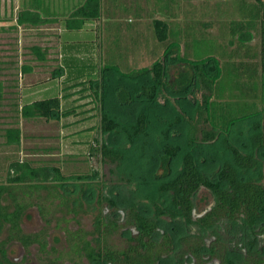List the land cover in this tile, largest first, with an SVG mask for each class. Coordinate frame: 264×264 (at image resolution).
Returning <instances> with one entry per match:
<instances>
[{
  "label": "rangeland",
  "instance_id": "obj_1",
  "mask_svg": "<svg viewBox=\"0 0 264 264\" xmlns=\"http://www.w3.org/2000/svg\"><path fill=\"white\" fill-rule=\"evenodd\" d=\"M79 1L51 0L50 12L64 15L68 10L67 4L72 7ZM239 1L100 0L101 19L86 23L82 29L70 30L65 27L64 18L36 26H17L18 13L25 4H30V0H0V79L7 77L8 83L17 84L14 88H19L20 82L25 85L28 81L34 83L41 80L34 85L35 97L61 96L65 93L64 79L68 69L63 73L59 66L65 64V56L74 53L85 58V64L93 63L84 77L89 80L85 84L89 88L84 99L77 92L62 100L64 108L88 102L78 107V114L61 116V121L43 119L41 122L23 124L24 137L19 149L7 146L0 134V183L10 184L1 202L9 205L10 209H14L13 197L32 202L25 209L17 229H11L8 223L0 225V264H56L53 260L59 264H74L63 252L67 248L66 231L78 228L95 230V218L99 213L118 223V228L110 235V243L125 247L124 234L136 231L127 223L125 208L132 199H137L140 208L156 219L153 201L162 205L169 201L167 194L158 191L160 182L167 178V170L161 165L163 145L178 144L185 150L191 124H198L200 129L211 126L205 120L209 116L207 110H204L202 117L198 114V103L204 92L198 81H194L187 90L192 97L186 93L172 92L168 85L176 83L181 77L180 57L185 54L186 37L194 41L195 57L216 56L219 62L215 61L209 66L216 68L215 73L220 68L225 69L227 62L242 63L241 80L228 83V89L233 92L230 97L232 100L256 102L262 110L264 74L260 63L259 30L250 29L249 34L245 35L250 47H241L239 35L231 34V22L240 19ZM251 1L256 3V0ZM164 22L168 23L172 33L167 41L160 42L155 35V28ZM173 39L180 40V51L165 57L166 47ZM63 44L67 46L65 49L68 53L63 52ZM33 45H40L47 50L45 61L35 59L31 51ZM186 53L192 56L193 48ZM163 59L166 67L170 68L165 74L169 78L168 83L162 88L158 84L156 99L146 101L141 86L156 84L152 68ZM11 60L17 64L10 69L12 72L3 73L2 67L6 66L4 62ZM24 62H30L35 68L30 75L22 76L20 72V65ZM81 63L75 60L72 67L81 68ZM56 71L65 75L58 76ZM53 74L55 77H52ZM91 85L102 92L100 101ZM48 86L49 89L44 90ZM79 88H72L69 92ZM228 89L222 91L228 94ZM6 92L20 94L19 90L14 89ZM126 96L128 101L124 100ZM8 103L5 101L1 104L4 107L2 114H12ZM97 105L102 112L121 124L119 129L104 133L98 128L100 111L97 109L100 107L90 109ZM141 112L147 114L149 121L146 132L130 136L125 129L133 126ZM91 114L95 115L88 118ZM255 119L261 121L264 130L263 110L260 114L238 119L227 130L231 141L244 150L249 149V138L253 131L251 123ZM8 123H0V126ZM197 138L194 150L197 163L206 174L216 178L221 163L230 159L231 153L222 145L221 136L212 142L202 143L199 131ZM103 144L112 150H119L121 158L117 161L105 159L100 150ZM257 157L264 160V148L257 150ZM181 158L182 153L171 158V174L180 167ZM22 161H29L39 169V187L28 186L29 183L13 187L9 182L11 176L21 171L17 162ZM53 165L60 166L66 175H75L65 184L69 193L65 195L69 196V200L63 204H60L61 197L56 198L52 193L58 190L51 183L54 180ZM249 174L256 175V172H246L244 175ZM261 182L264 185V179ZM60 191L59 194L63 193ZM100 192L114 200L116 206L107 202L100 204L97 200ZM214 202L213 193L201 187L195 197L194 215L198 217L204 214ZM37 203L44 205L45 212L41 213ZM158 229L160 233L164 231L162 222ZM188 232L198 233L199 229L193 225ZM22 234H41L48 241L47 249H53L50 252L43 251L38 242L25 247L20 239ZM205 239L207 244L211 243L210 235ZM58 252L61 254L60 259L55 258ZM193 260L188 259V264H192ZM82 261L86 262V259Z\"/></svg>",
  "mask_w": 264,
  "mask_h": 264
},
{
  "label": "trees",
  "instance_id": "obj_2",
  "mask_svg": "<svg viewBox=\"0 0 264 264\" xmlns=\"http://www.w3.org/2000/svg\"><path fill=\"white\" fill-rule=\"evenodd\" d=\"M32 2L34 10L20 11L17 18L18 24L36 26L39 23L58 22L64 18V21H66L65 27L73 30L82 29L88 22L100 20L102 15L100 0H80L72 7L67 4L66 9H68V12L66 11L64 15L50 12L49 6L43 5L41 0H33ZM238 6L240 19L231 22V34L234 36L239 35L241 47H250L249 43L246 42L245 35L249 34L250 29L259 30L260 63L264 74V0H256V3L251 0H240ZM171 33L172 29L166 22L155 28V35L160 42L167 41ZM193 42L188 37L185 38V54H181V57L179 56L180 61H182L179 66L181 77L176 83L174 82L171 85L167 82L169 78L165 74L169 72L170 68L166 67L165 59H163L156 62L152 68L156 84L142 85L141 92L146 96V101H152L158 95L157 85L159 84L162 88L164 84L168 83L172 92L186 93L185 95L192 97L187 90H189L194 81H198L202 86L201 88L204 89L201 102L198 103L197 107L198 114L199 117H202L204 110H207L209 116L205 120L211 126L200 129L198 124H191L187 133L185 150L178 144L166 143L163 145L161 165L167 170L165 174L167 178L160 182L158 191L160 194H167L169 201L166 205L153 201L152 205L156 219L149 217L140 208V203L137 199L129 201L125 207L127 223L134 226L137 232L129 235L123 233L126 239L125 247L120 248L110 243V235L116 231L118 223L116 220H108L103 213H99L96 216L95 230L93 231H87L83 228L66 231L67 248L63 252L69 256V259L74 264H188V259H196L202 263L206 253L218 256L224 264H239L234 257L228 255L221 230L225 228L228 235L235 237L242 233L243 240H245L252 237L254 225L264 218V185L261 182L264 179V160L261 161L257 157V150L264 148L262 123L256 119L252 121L253 131L249 138L248 150H244L233 143L227 135L228 128L234 126L238 119L251 117L260 114L262 110L264 111V84H262V110L256 102L232 100L233 98L230 96L233 95V92L228 89V83L241 80L240 67L243 66L242 63L239 65L227 62L225 69L220 68L215 73L216 68H209V66L215 61L219 62V60L213 54L205 58L195 57L194 50L196 48H194ZM179 46L180 40L173 39L167 45L164 56H171L180 51ZM66 47L63 44L64 53H68L65 49ZM175 48L177 49L174 50ZM191 48H193L192 56L186 53ZM31 51L38 61L42 62L47 59V50L42 46L33 45ZM64 59L65 64L59 66V68L63 70V73L68 69L64 79L66 84L64 87L65 93L61 96L54 95L35 99L23 105L13 103L9 108L10 112H12L11 115L2 114L4 107L1 104H3L4 99L5 81L0 79V118H3L0 123L9 122L0 126V134L5 138L7 146L19 149L22 144L24 135L19 124L20 116L28 119H59L61 116L78 114V107L88 104L86 102L64 108L62 100L70 98L77 92L81 94L80 98L84 99V94L89 88L85 86L86 81L88 82L89 80L84 79V77L91 69V66H93V63L85 64L83 62L85 58L75 56L74 53L70 56L67 54ZM75 60L78 63L82 61L80 64L81 68H73ZM16 64L15 61L11 60L10 62H4L3 65L9 68L15 67ZM246 69L244 68V70ZM22 70L26 72L28 70L31 71L32 68L29 64H22ZM55 73L58 76L65 75H60L57 71ZM52 77H55V75L53 74ZM222 86L225 88H222ZM77 87L80 88L75 90V92H69L70 89ZM90 87L97 95V100L100 101L102 99L100 89L94 88L93 85ZM223 89H228L230 93L226 94L222 91ZM124 100H127V96ZM99 107L97 105L90 109L94 110ZM100 109L101 107L97 109L100 111L98 128L104 133L119 129L121 124ZM94 115L91 114L88 118ZM70 124L72 123H68V125ZM148 124L147 114L141 112L133 126L125 130L130 136L143 134L146 132ZM199 131L201 132L202 143L212 142L218 136H221L222 145L231 153V158L225 159L221 163L216 178L206 174L197 163L194 150L197 146ZM100 150L105 159L109 158L117 161L121 158L119 150H112L105 144L101 145ZM180 153H182L181 165L171 174V158L177 157ZM17 165L21 168V171L8 179L12 186L20 187L29 183L28 186L39 187V183H37V176L40 173L39 169L29 161L17 162ZM52 169L54 171V180L51 182L52 187L63 191L64 194L61 191L59 194L58 190L52 193H54L56 198L61 197L60 204H63L69 200V196L65 195L68 193L65 189V184L73 179L75 175L64 174L60 166L53 165ZM253 171L256 172V175H244L246 172ZM78 177L82 178L81 175H78ZM84 177H87V175H84ZM9 185L0 183V225L8 223L11 229H17L25 209L32 205V202L20 201L18 197H13L14 209H10L9 205L3 204L1 198L9 190ZM201 187H205L213 193L215 204L205 214L195 217V197ZM97 200L100 204L104 202L113 206L117 204L114 200L102 194V192L98 194ZM37 205L41 213L45 212L44 205L41 203H37ZM161 222L164 224L165 229L160 233L158 226ZM193 225L198 227V233L192 234L188 232V229ZM208 235L216 237L210 247L206 245L205 237ZM20 239L25 247L38 242L43 251L50 252V249H53H47L48 241L46 238L41 237V234H22ZM249 244V257L243 264H250V260L256 256V252L253 250L254 240ZM3 252L5 253V250ZM60 257V253L55 256L56 259H60ZM83 258L86 259V262L82 261ZM53 261L59 264L55 260ZM254 264H260V260Z\"/></svg>",
  "mask_w": 264,
  "mask_h": 264
},
{
  "label": "flooded vegetation",
  "instance_id": "obj_3",
  "mask_svg": "<svg viewBox=\"0 0 264 264\" xmlns=\"http://www.w3.org/2000/svg\"><path fill=\"white\" fill-rule=\"evenodd\" d=\"M136 232L137 229L133 233ZM221 234L223 235V240L226 243L225 245L227 246L228 255L234 257L237 263L243 264V262L249 257V243L254 240L253 250L256 252V256L254 257V259L252 258L250 260V264H254L258 260H260V264H264V218L260 220L256 225H254V233L251 238L243 240L242 233H239L238 237L228 235L227 230L225 228L221 230ZM210 238L212 239L210 244H207L206 241L207 247H210L212 243L216 240V237L213 235H210ZM193 261L194 262H192V264H224L221 258L216 255L213 256L209 253H206V255H204V261L202 263L198 262L196 259H194Z\"/></svg>",
  "mask_w": 264,
  "mask_h": 264
},
{
  "label": "crops",
  "instance_id": "obj_4",
  "mask_svg": "<svg viewBox=\"0 0 264 264\" xmlns=\"http://www.w3.org/2000/svg\"><path fill=\"white\" fill-rule=\"evenodd\" d=\"M33 0H30V4L29 3H27V4H25V6H24V8H23V10L22 11H31V10H34V7H32V4H33V2H32ZM51 0H41V2L43 3V5H47V6H49V9L51 10V7H50V5H51V2H50ZM64 0H62V2H63ZM53 4H54V2H53ZM63 4V3H62ZM19 14V13H18ZM17 18H18V16H17ZM17 24H18V20H17ZM20 25H23V26H26V27H29V26H27V25H25V24H18V26H20ZM22 64H29L30 66H31V68H32V70L30 71V70H28V71H26V72H24L23 70H22ZM21 65H20V72H21V74H22V76H24V75H30V73H32V72H34V70H35V68H34V66L30 63V62H24V63H22ZM4 67V66H3ZM2 67V68H3ZM28 67V66H27ZM10 69H13L12 67H9V68H7L6 66H5V68L3 69V73H5V72H7V71H9ZM15 69V68H14ZM15 71V70H14ZM10 72H12V70H10ZM9 72V73H10ZM13 75H15V74H13ZM5 78H7V77H4V81H5V93H4V99H3V103L5 102V101H9V103L8 104H16V103H19L20 105H23V104H25V103H28V102H30V101H32V100H35V99H42V98H45V97H35L34 95H35V92H34V85L35 84H38V83H40V82H42L41 80L40 81H37V82H34V83H32V82H30V81H28V83H26L25 85H23L21 82H20V87L18 88H14L15 87V85H17V84H11V83H8L7 82V80H5ZM27 82V81H26ZM7 85H9L10 87H7ZM19 90V92H20V94H16V93H14V94H12V93H7L6 91L7 90ZM44 89V88H43ZM47 89H49V86H48V88H45L44 90H47ZM7 96H9L10 98H6ZM54 96V95H53ZM18 97V98H17ZM19 99V100H18ZM44 118H32V119H28V118H25V117H22V116H20L19 117V124H20V127H21V129H22V131H23V124H26V123H29V122H37V121H40L41 122V120H43ZM45 120V119H44ZM61 121V117L58 119V118H53V119H50L49 121Z\"/></svg>",
  "mask_w": 264,
  "mask_h": 264
}]
</instances>
